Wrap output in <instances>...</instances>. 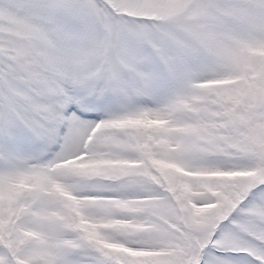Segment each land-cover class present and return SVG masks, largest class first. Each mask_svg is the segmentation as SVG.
Masks as SVG:
<instances>
[{"label":"snow or ice","instance_id":"obj_1","mask_svg":"<svg viewBox=\"0 0 264 264\" xmlns=\"http://www.w3.org/2000/svg\"><path fill=\"white\" fill-rule=\"evenodd\" d=\"M0 264H264V0H0Z\"/></svg>","mask_w":264,"mask_h":264}]
</instances>
